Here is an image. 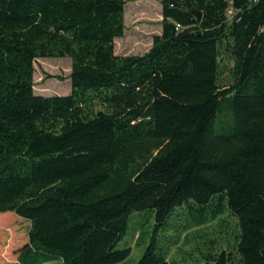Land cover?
Instances as JSON below:
<instances>
[{
    "label": "trees",
    "instance_id": "1",
    "mask_svg": "<svg viewBox=\"0 0 264 264\" xmlns=\"http://www.w3.org/2000/svg\"><path fill=\"white\" fill-rule=\"evenodd\" d=\"M126 1L0 0V241L21 216L16 264H116L152 209L135 264H183L159 232L230 213L233 246L197 264H264V0H161L152 47L118 55ZM48 56L70 93L36 92Z\"/></svg>",
    "mask_w": 264,
    "mask_h": 264
},
{
    "label": "rangeland",
    "instance_id": "2",
    "mask_svg": "<svg viewBox=\"0 0 264 264\" xmlns=\"http://www.w3.org/2000/svg\"><path fill=\"white\" fill-rule=\"evenodd\" d=\"M162 19L163 3L161 0H127L125 5L126 28L124 35L115 39L116 54L130 55L147 52L153 45L154 36L162 32ZM35 66L37 93L66 94L71 92V57H39ZM188 217L191 218V215H184L178 223L184 222ZM21 219L15 223L18 226L16 232L19 235L10 238L9 232H5V240L0 241V264H16L17 250L28 241L30 223ZM236 223V216L230 213L220 215L216 220L183 231L176 245H172V241L180 232L173 224L169 230L159 232V243L169 251L172 259L179 260L183 264H197L204 261L205 253L214 254L220 252L222 248L230 249L233 246L236 238ZM154 227L155 214L152 209L133 211L129 217L127 232L117 245V247L130 246L132 251L126 260L116 264L137 263L150 244L155 233ZM42 264H60V261L50 260Z\"/></svg>",
    "mask_w": 264,
    "mask_h": 264
},
{
    "label": "water",
    "instance_id": "3",
    "mask_svg": "<svg viewBox=\"0 0 264 264\" xmlns=\"http://www.w3.org/2000/svg\"><path fill=\"white\" fill-rule=\"evenodd\" d=\"M193 11L197 14L198 19L202 18V12L201 11H197V10H193ZM236 17H238V15Z\"/></svg>",
    "mask_w": 264,
    "mask_h": 264
},
{
    "label": "built area",
    "instance_id": "4",
    "mask_svg": "<svg viewBox=\"0 0 264 264\" xmlns=\"http://www.w3.org/2000/svg\"><path fill=\"white\" fill-rule=\"evenodd\" d=\"M230 12H232V9H230Z\"/></svg>",
    "mask_w": 264,
    "mask_h": 264
}]
</instances>
